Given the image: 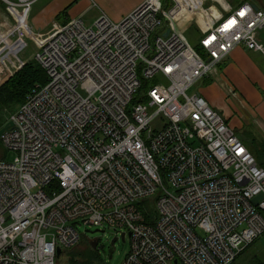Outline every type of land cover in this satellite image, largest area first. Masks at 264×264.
Segmentation results:
<instances>
[{"label":"built area","instance_id":"1","mask_svg":"<svg viewBox=\"0 0 264 264\" xmlns=\"http://www.w3.org/2000/svg\"><path fill=\"white\" fill-rule=\"evenodd\" d=\"M38 1L0 0V85L25 64L29 34L47 75L0 137L15 152L0 159V264H56L81 225L123 228V264H233L264 235V168L189 92L235 48L264 54V5L143 0L119 21L101 13L34 33ZM10 16L22 34L9 33ZM193 23L203 54L185 35Z\"/></svg>","mask_w":264,"mask_h":264},{"label":"crops","instance_id":"2","mask_svg":"<svg viewBox=\"0 0 264 264\" xmlns=\"http://www.w3.org/2000/svg\"><path fill=\"white\" fill-rule=\"evenodd\" d=\"M142 1L39 0L30 12V20L40 33L50 31L54 23L66 24L78 17L84 19L93 10H97L96 16L98 17L101 13H105L112 20L119 21L133 11ZM252 1L258 5H264V0ZM33 11L35 13L32 17ZM191 17L192 13H189L184 18L189 21ZM20 33L22 34V32ZM262 33H264V30L260 35L264 43ZM218 68L217 74L210 78H203L198 82L204 83L202 95L220 114L225 113V106L221 102L223 97L231 101L237 100L240 107L249 113L246 106L248 105L254 112V115L249 113L250 120L254 122L256 129H258L257 132L264 137V54L239 46L222 61ZM241 94L244 100L241 98ZM222 116L227 122H232L229 107L226 108V115Z\"/></svg>","mask_w":264,"mask_h":264},{"label":"rangeland","instance_id":"3","mask_svg":"<svg viewBox=\"0 0 264 264\" xmlns=\"http://www.w3.org/2000/svg\"><path fill=\"white\" fill-rule=\"evenodd\" d=\"M228 1L231 3L233 8H237L242 3V0H228ZM209 6L212 7L211 5ZM212 11L217 15L219 14L216 9H213ZM34 13L35 11L32 12V17L34 16ZM97 13H98L97 10H93L92 12L86 15L84 21L88 26H91L94 23V21L98 18V16H96ZM30 15L27 23L31 26L34 33H38L39 31H37L35 26H33V24L31 23ZM10 17L12 19L10 20L11 22L13 21V24H18L15 17L13 16ZM24 28L27 27L23 26L20 32H22V29ZM20 32L18 33L21 34ZM185 35L192 47L196 48L199 46L201 32L195 23L191 24L186 28ZM262 37H264V33H262ZM24 38L26 39L28 46L24 50H22V52H20L19 57L23 59V61L26 63L27 61L34 59V54L36 53L37 44L36 42H34L35 38L31 34H29L28 36H24ZM10 39L11 40L14 39V35H12ZM19 42L20 39H18L15 43L9 44V50L14 51L16 46L19 45ZM203 87H204V83H196L189 93L199 92L202 94ZM240 96L244 100L243 95L241 94ZM221 102L225 106V113L222 112V115L224 116L226 115L227 107L231 109L230 119L232 120V122L230 121L228 122L235 129L239 137L247 143V145L254 152V154L255 152L258 153L256 157L257 156L264 157V137L257 132L258 129H256L254 122H251L250 120L249 113H252L254 115L253 110L248 105H246L249 111L248 113L245 109L240 107L237 100L231 101L223 97ZM11 113L12 110L2 111L1 122L6 123ZM14 157H15V152H13L10 149H7L0 140V158L2 159L4 158L7 159L8 161H12ZM97 229L102 230L104 232L86 233V230L94 231ZM80 232L84 234L83 236L84 238L80 241V243L77 246L67 251H64L57 259V264H69L74 256H77L76 260H86V259H90L89 257L94 256L96 252L94 253V249L89 245L87 241H85L87 237H94L100 240L99 248H98L100 257L97 259H91L92 264H123L124 260L126 259V257L130 252V237L128 234H126L125 242H123L122 234L125 233V230L123 228L118 227L115 229L113 227L109 228V227L81 225ZM115 237L118 238L114 243L115 250L112 254V258H109V250L113 244L112 242L115 239ZM263 252H264V235L261 238H259L253 246L249 247L240 256L236 264H250L249 259L251 258L252 254L255 253L261 254Z\"/></svg>","mask_w":264,"mask_h":264},{"label":"trees","instance_id":"4","mask_svg":"<svg viewBox=\"0 0 264 264\" xmlns=\"http://www.w3.org/2000/svg\"><path fill=\"white\" fill-rule=\"evenodd\" d=\"M247 0H242V3ZM165 7L172 6L171 0H164ZM1 7V3H0ZM199 53H202L200 46L195 48ZM47 82V75L42 66L35 60L32 59L27 61L21 69H19L13 76H11L5 83L0 85V129L6 124L2 123L1 112L4 110H12V112L26 100L27 95L37 86L44 85ZM145 86V84H144ZM1 140V139H0ZM249 147V146H248ZM250 148V147H249ZM251 150V149H250ZM254 154V152L251 150ZM258 153L255 152L254 156L256 157ZM258 157V159H257ZM256 159L258 164L264 168V157L257 156ZM2 159V158H0ZM4 159V158H3ZM150 200L143 201L142 204L148 206ZM84 238V237H83ZM257 240L251 244L249 247L253 246ZM247 247L243 250L233 264H236L240 256L249 248ZM96 252V253H95ZM95 255L89 257L90 259L86 260H76L77 256H74L69 264H92L91 259L99 258V251L94 250ZM87 258V257H86ZM250 264H264V252L261 254L255 253L252 254L249 259ZM57 264V263H56Z\"/></svg>","mask_w":264,"mask_h":264},{"label":"water","instance_id":"5","mask_svg":"<svg viewBox=\"0 0 264 264\" xmlns=\"http://www.w3.org/2000/svg\"><path fill=\"white\" fill-rule=\"evenodd\" d=\"M255 8H257L256 5H255ZM169 33H170V30L168 29V30L166 31V33H165V36H167ZM12 125H13L12 122H11V121H8V122H7V123H6V124L0 129V137H1V135L3 134V132H4L5 130H8ZM262 198H263V195H262V194H260V195H258V196H256V197H254L253 200H252L253 204H254V205H257L258 202H259V200H261ZM96 232H104V231L99 230V229L94 230V231L86 230V233H96ZM117 239H118V238L115 237V239H114L113 242H112L113 244H112V246H111V248H110V250H109V258H112V254H113V252H114V250H115V248H114V243H115V241H116ZM122 239H123V242H125V233L122 234ZM93 246L96 247V245H93ZM61 254H62V250H61L60 248H58V249H57V259L60 257Z\"/></svg>","mask_w":264,"mask_h":264},{"label":"flooded vegetation","instance_id":"6","mask_svg":"<svg viewBox=\"0 0 264 264\" xmlns=\"http://www.w3.org/2000/svg\"><path fill=\"white\" fill-rule=\"evenodd\" d=\"M85 241H87L89 243V245L94 249V250H98L99 248V243L100 240L94 237H87L85 239ZM93 245H96V247H94ZM99 251V250H98Z\"/></svg>","mask_w":264,"mask_h":264},{"label":"bare ground","instance_id":"7","mask_svg":"<svg viewBox=\"0 0 264 264\" xmlns=\"http://www.w3.org/2000/svg\"><path fill=\"white\" fill-rule=\"evenodd\" d=\"M23 19V17H20ZM7 26V29L9 28V33H12L13 31H16V32H20L21 28L23 26L26 27L25 23L22 21L20 22V24H18L17 26H12L10 23L6 25Z\"/></svg>","mask_w":264,"mask_h":264}]
</instances>
